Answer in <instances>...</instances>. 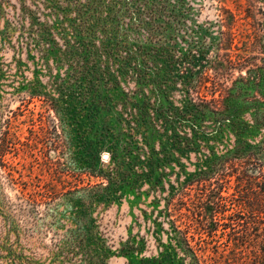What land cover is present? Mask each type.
I'll list each match as a JSON object with an SVG mask.
<instances>
[{
  "label": "rangeland",
  "instance_id": "obj_1",
  "mask_svg": "<svg viewBox=\"0 0 264 264\" xmlns=\"http://www.w3.org/2000/svg\"><path fill=\"white\" fill-rule=\"evenodd\" d=\"M146 1L162 14L158 30L139 25L135 13L147 20L148 8L135 1L128 8L133 28L125 11L108 22L105 36L96 31L86 41L102 52L106 40L149 50L151 33L167 39V56L153 66L168 86L165 109L186 111L187 84L201 72V93L211 100L248 79L244 58L264 66V0ZM73 5L0 0V264H191L176 247L171 221L185 220L194 181L209 176L217 159L262 142L264 127L255 130L253 110L238 107L248 127L243 136L225 128L210 144L187 125L166 128L154 114L151 79L138 87L133 72L118 66L110 68L115 82L107 67L98 66L97 76L84 71L78 35H86L72 31ZM147 118L158 131H146ZM228 180L234 187L235 176ZM201 240L195 236L192 246L209 264L250 263L221 232Z\"/></svg>",
  "mask_w": 264,
  "mask_h": 264
},
{
  "label": "trees",
  "instance_id": "obj_2",
  "mask_svg": "<svg viewBox=\"0 0 264 264\" xmlns=\"http://www.w3.org/2000/svg\"><path fill=\"white\" fill-rule=\"evenodd\" d=\"M135 1L137 3L138 1L143 2L144 5L141 2L139 4L140 6L143 5L145 10L148 8L144 12L146 17L149 15L147 20L141 19L139 21L140 15L138 17V14L135 13L139 25L146 27L149 31L158 30L157 24L162 23L159 21L162 14L157 16V12L149 4L150 1L74 0L73 6L76 17H74L72 31H83L86 35H78L81 47L84 49L83 57L79 56L78 62L82 59L85 60L84 71L89 69L91 73H94L93 76H97L99 73L98 66L107 67L104 72L105 75L115 82L114 74L110 68L111 66H118L119 73L125 69L133 72L131 77L135 78L138 87L143 85V82L149 83L151 79L150 83L154 85L156 98L152 105L155 116L159 115V119L156 116V120L162 121V125L166 128L173 126L172 130L175 129V124L187 125L195 136L201 133L210 137V144L215 143L220 138L225 128H229L237 135L243 136L245 134L244 132L248 130V127L243 125L240 120L238 112L240 108L238 109V107L253 110L251 114H254L252 122L255 130L264 127V66L252 62L253 58L246 57L240 64L241 68H248L250 73L248 79L242 77L232 87L220 90L219 99L208 100L206 96L202 95L201 89L204 88L207 74L205 71L201 72L202 76L196 82L190 81L187 84L186 94L189 102L186 111H171V109H165L163 105V101H168L167 94L169 91L163 92L162 90L168 89V86L164 85L163 80H159L162 77L161 71L158 73V68H153L158 63V56H167V46L169 45L167 39L162 41L160 36L158 38L154 32L151 33L150 35H154V37H150L149 40L151 41L149 42L153 46L147 45L150 47L149 50H146L145 44L142 43L138 48H133L131 45L124 47L119 41L114 46L113 43L106 40L101 42V45H104L102 52H98L100 51L99 48L95 49L91 42L86 41L96 31H101V35L104 34L105 36L110 30L108 22L111 19L115 20L116 16L126 15L125 11L128 12V8L133 7L132 4ZM105 11L110 17L108 20H106L107 17H104ZM128 14L132 20L134 18L133 11L130 10ZM67 20L68 18L63 16V22ZM168 22V20L166 22L163 19L166 31L168 30ZM222 22L223 27H227V31H232L231 26L227 25L225 21ZM133 25L132 20L129 28H133ZM115 36L119 37V35ZM93 37L98 36L94 35ZM167 37L165 36V38ZM121 51L125 52L124 57L120 54ZM98 55L104 60L103 65H98ZM147 62L152 65H147ZM73 75L81 76L79 73ZM100 78L103 81L102 77ZM250 87L253 90L252 96L251 93H248ZM95 89L94 87L92 92ZM242 97L243 99L240 101ZM139 113L146 114L143 111H139ZM145 120L146 131H158L152 125L151 119ZM210 128L213 131L206 133ZM243 141L247 142L246 139ZM211 171L209 176L206 178L201 176L192 184V186L197 185V193L194 198H190V204L186 209L188 214L183 216L185 220L180 221V225H177L178 222L176 221H171L176 247L184 257L190 258L191 264H209L198 255L196 248L192 246V241L195 240V236H199L201 240L204 235L214 240L221 232L222 236H227L234 242L235 247L243 249L242 254H247L241 260H247L251 257L248 264H264V140L255 146L251 145L247 153L238 151L236 156L229 155L217 159L213 163ZM232 176H235L236 179L234 187L230 185L231 181L228 180ZM113 182L110 181V184L112 185ZM231 189H234L233 193H230ZM90 194L94 195L95 192ZM190 234H193V237ZM198 246L200 245L198 244Z\"/></svg>",
  "mask_w": 264,
  "mask_h": 264
}]
</instances>
